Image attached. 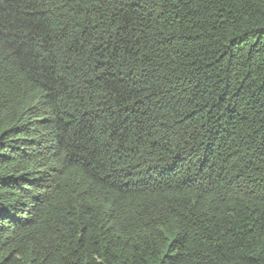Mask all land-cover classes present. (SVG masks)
I'll return each instance as SVG.
<instances>
[{"label": "trees", "instance_id": "obj_1", "mask_svg": "<svg viewBox=\"0 0 264 264\" xmlns=\"http://www.w3.org/2000/svg\"><path fill=\"white\" fill-rule=\"evenodd\" d=\"M0 264H264V0H0Z\"/></svg>", "mask_w": 264, "mask_h": 264}]
</instances>
